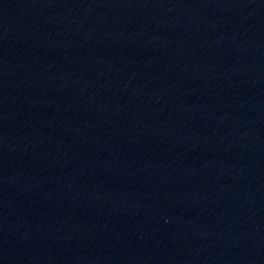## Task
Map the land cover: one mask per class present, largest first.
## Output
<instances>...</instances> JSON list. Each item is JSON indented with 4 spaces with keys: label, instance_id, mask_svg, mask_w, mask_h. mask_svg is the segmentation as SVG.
I'll list each match as a JSON object with an SVG mask.
<instances>
[{
    "label": "water",
    "instance_id": "obj_1",
    "mask_svg": "<svg viewBox=\"0 0 264 264\" xmlns=\"http://www.w3.org/2000/svg\"><path fill=\"white\" fill-rule=\"evenodd\" d=\"M0 264H264V0H0Z\"/></svg>",
    "mask_w": 264,
    "mask_h": 264
}]
</instances>
